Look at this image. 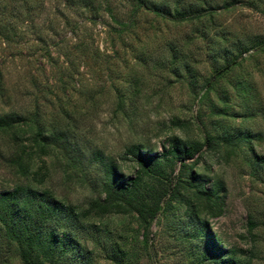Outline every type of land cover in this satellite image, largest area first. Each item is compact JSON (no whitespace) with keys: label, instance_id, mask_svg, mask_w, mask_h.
I'll return each instance as SVG.
<instances>
[{"label":"rangeland","instance_id":"1","mask_svg":"<svg viewBox=\"0 0 264 264\" xmlns=\"http://www.w3.org/2000/svg\"><path fill=\"white\" fill-rule=\"evenodd\" d=\"M148 1L172 13L202 9L204 17L172 20L142 8L133 19L138 0H0V116L38 110L44 123L75 133L85 164L98 150L127 177L135 174V162L125 155L133 143L161 153L177 136L201 142L207 132L264 135V0ZM227 59L236 63L214 79ZM210 80L215 83L208 90ZM22 132L31 134L26 127ZM9 141L0 133V191L30 184L81 209L100 197V164L84 172L57 149L35 156L24 176L10 160L17 146ZM254 142L256 154L264 156V140ZM195 170L207 187L223 185V214L206 215L222 245L250 252L252 264H264V161L248 144L204 146ZM178 207L153 222L149 247L134 214H108L85 224L103 241L113 237L134 246V264H197L204 240L184 237L197 219ZM249 219L258 221L252 233ZM84 242L93 248L92 241ZM4 249L9 264H21L13 246ZM95 250V263L107 264L100 247Z\"/></svg>","mask_w":264,"mask_h":264},{"label":"trees","instance_id":"2","mask_svg":"<svg viewBox=\"0 0 264 264\" xmlns=\"http://www.w3.org/2000/svg\"><path fill=\"white\" fill-rule=\"evenodd\" d=\"M248 3L260 9L255 1ZM142 8L172 20L194 21L204 17L202 9L175 8L172 13V9L165 5L138 0L133 19ZM176 61L173 55L170 66L174 72L178 66ZM235 63L236 60L229 63L227 59L224 65L215 69L214 79L225 76ZM214 83L208 81L207 89H212ZM237 87L244 91L242 81H238ZM25 127L31 132L28 138L22 132ZM0 133L8 135L9 143L17 146L10 160L24 176L31 172L35 156H48L57 149L70 163L81 166L84 172L91 169L93 163L103 168V176L98 182L101 195L93 199L87 209L66 202L50 189H39L30 184H18L13 189L0 191V264L10 263V258L3 252L7 245L15 248L21 264H96L95 249L98 247L107 264H134L139 257L134 246L128 247L113 237H106L103 241L95 234L97 231H89L85 223L108 214H134L143 229V242L149 247L151 225L159 216L168 215L176 205H179L177 209H185L187 217L197 219L196 228L184 236L193 241L204 240L197 264H252L250 252L239 248L226 249L212 231L208 217L220 216L224 212L223 185L217 182L207 187V180L195 170V166L202 157L204 146L212 149L229 145L237 149L248 144L255 158L264 161V156L256 154L253 144L255 138L264 140L262 132L254 134L249 130L238 137L207 132L201 142H186L177 136L161 153L146 150L141 143H133L125 150L126 157L135 162V174L131 177L98 150L85 164V153L78 145L75 133L44 123L38 110L29 116L19 113L0 116ZM177 166L179 170L174 174ZM248 226L252 233L258 227V221L249 219ZM84 240L92 241L93 248Z\"/></svg>","mask_w":264,"mask_h":264}]
</instances>
